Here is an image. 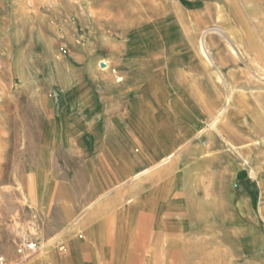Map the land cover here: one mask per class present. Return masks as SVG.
Segmentation results:
<instances>
[{"label":"rangeland","instance_id":"374dc122","mask_svg":"<svg viewBox=\"0 0 264 264\" xmlns=\"http://www.w3.org/2000/svg\"><path fill=\"white\" fill-rule=\"evenodd\" d=\"M201 65V222L186 243L160 250L158 264H264V0H0V264H26L59 239L62 198L100 161L83 133L122 131L103 113H76L69 86L91 73L104 82L168 72L178 90L177 71ZM100 139L113 152L126 144ZM27 242L36 251L25 258Z\"/></svg>","mask_w":264,"mask_h":264},{"label":"crops","instance_id":"0c3cea01","mask_svg":"<svg viewBox=\"0 0 264 264\" xmlns=\"http://www.w3.org/2000/svg\"><path fill=\"white\" fill-rule=\"evenodd\" d=\"M207 72L203 65L177 71L178 90L168 72L118 81L110 73L104 82L91 73L87 82L68 87L75 89L76 113H103L121 121L122 131L94 127L83 133L94 138L89 152L103 161L94 160L84 187L62 198L66 218L59 239L26 264H158L160 250L198 231L209 169L199 116ZM107 136L126 144L113 152L99 145ZM210 170L215 182L212 164Z\"/></svg>","mask_w":264,"mask_h":264},{"label":"bare ground","instance_id":"6f19581e","mask_svg":"<svg viewBox=\"0 0 264 264\" xmlns=\"http://www.w3.org/2000/svg\"><path fill=\"white\" fill-rule=\"evenodd\" d=\"M220 30V29H219ZM207 32H209L208 30L206 31H203V33H202V35H201V40H200V44H201V49H202V52H203V54H204V56L206 57V58H208L210 61H211V59H210V56H209V53H208V51L206 50V48H205V45H204V36H205V34L207 33ZM222 32L221 31H219V34H221ZM212 64V63H211ZM228 102H229V100H228ZM224 110V109H223ZM222 113L223 112H220V113H218L217 115H216V117L212 120V122L209 124V126L211 127V128H214L215 127V125H216V123L218 122V118L222 115ZM204 129V128H203ZM205 130V129H204ZM204 130H202V132L204 131ZM165 161V160H164Z\"/></svg>","mask_w":264,"mask_h":264},{"label":"built area","instance_id":"2783aa9c","mask_svg":"<svg viewBox=\"0 0 264 264\" xmlns=\"http://www.w3.org/2000/svg\"><path fill=\"white\" fill-rule=\"evenodd\" d=\"M24 247L18 248V253L25 255L24 257L27 258L30 254L36 251L35 245L33 242H27L23 245Z\"/></svg>","mask_w":264,"mask_h":264},{"label":"water","instance_id":"95a60500","mask_svg":"<svg viewBox=\"0 0 264 264\" xmlns=\"http://www.w3.org/2000/svg\"><path fill=\"white\" fill-rule=\"evenodd\" d=\"M101 65L104 66V63H102Z\"/></svg>","mask_w":264,"mask_h":264}]
</instances>
